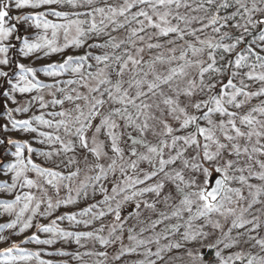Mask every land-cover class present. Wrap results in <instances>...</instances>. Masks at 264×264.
<instances>
[{"label":"snow or ice","instance_id":"1","mask_svg":"<svg viewBox=\"0 0 264 264\" xmlns=\"http://www.w3.org/2000/svg\"><path fill=\"white\" fill-rule=\"evenodd\" d=\"M0 96V264H264V0H0Z\"/></svg>","mask_w":264,"mask_h":264},{"label":"trees","instance_id":"2","mask_svg":"<svg viewBox=\"0 0 264 264\" xmlns=\"http://www.w3.org/2000/svg\"><path fill=\"white\" fill-rule=\"evenodd\" d=\"M25 11H27V10H25ZM12 14L15 15L16 14L15 11H13ZM60 59L61 58L59 55H54L51 58H43L40 60H36L35 57H33L31 59L24 58L22 60V62L25 64H30V65L39 67L40 65L55 62V61H58ZM40 78L43 79L45 82H51V78H46L43 76V74H40ZM67 78H69V77L65 76V77H62L61 79H67ZM31 95H35V93H32ZM17 97H18V99H20L21 104L26 103V98L21 99L20 94H17ZM45 99L49 100V99H51V97H49L45 93ZM16 106L17 105H12L10 102H5L4 98L2 96H0V125L7 123V119H6V115H5L6 109L10 108V107H16ZM55 110H59V108H56V109L50 108V109H45L43 111L47 112V111H55ZM40 111L41 110L39 109L38 104H36L30 109V111L28 113H26V114H15L14 113V116L18 119L28 118L34 114H39ZM42 130H47V129H42ZM9 138L18 139L21 141L29 140L31 142V137H30V134H28V133L18 132V131H14V130L5 131L3 128H0V141H4V143H0V168L6 167L7 164L12 162V160H13L11 153L15 150V148L13 145L7 144V139H9ZM33 147H37L39 150L40 146L33 143ZM33 159L37 163H40L42 160V158H40L37 155H33ZM10 175L11 174H9V176H4L3 174H0V181L9 179ZM29 175L34 178V174L30 173ZM6 219H7V217L0 215V223L5 222ZM62 226H66V222H65V225H62ZM26 235L27 234H24V235L19 236V237H14V239L19 241L20 239H23ZM3 246H4L3 244H0V247H3ZM22 246L28 247L31 250H37L38 248H43L47 252H55L57 249H61V248L65 251H69V252H74L77 250V246L74 243L71 245H64V244H61L58 242L55 246H51V247L50 246H37L34 244H27V245H22ZM79 250L84 251V249H79ZM110 257H111V250H110ZM42 258L45 260H51L53 262V264H65V262H66V264H79V262L73 260L71 257H61L59 255L49 256V255H44L42 253ZM125 259L129 262V264H131V261L138 259V257L136 258L135 256H133V257H127Z\"/></svg>","mask_w":264,"mask_h":264},{"label":"rangeland","instance_id":"3","mask_svg":"<svg viewBox=\"0 0 264 264\" xmlns=\"http://www.w3.org/2000/svg\"><path fill=\"white\" fill-rule=\"evenodd\" d=\"M26 98V97H25ZM1 216H4V217H6L5 215H3V214H0ZM137 258V257H136ZM139 258V257H138Z\"/></svg>","mask_w":264,"mask_h":264}]
</instances>
